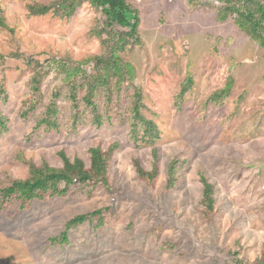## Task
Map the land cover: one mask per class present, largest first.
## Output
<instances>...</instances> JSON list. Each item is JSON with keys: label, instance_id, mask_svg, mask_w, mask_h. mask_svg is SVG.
<instances>
[{"label": "rangeland", "instance_id": "1", "mask_svg": "<svg viewBox=\"0 0 264 264\" xmlns=\"http://www.w3.org/2000/svg\"><path fill=\"white\" fill-rule=\"evenodd\" d=\"M51 1L0 0L10 27H0V111L7 118L0 182L29 176L30 163L60 167V151L88 167L90 147L113 146L107 181L74 184L63 196L0 211V264H232L234 252L251 264L264 243V52L258 43L233 19L216 18L220 0H128L139 13L140 41L121 55L135 78L120 90L93 92L102 117L96 125L83 101L85 86L76 87L73 109L58 63L70 68L101 54L109 34L88 1L67 19L29 14L28 4ZM81 67L92 72L93 62ZM34 75L38 92L31 89ZM228 77V96L211 102ZM134 88L141 113L158 130L152 145L131 137ZM51 100L58 129L36 127ZM32 101L34 110L22 117ZM76 111L83 119L73 125ZM136 160L146 170L156 167L151 183L137 175ZM171 160L177 161L174 182L166 188ZM201 174L214 187L210 219L202 213ZM100 207H108L102 225L84 222L69 229L67 244L51 243L69 218Z\"/></svg>", "mask_w": 264, "mask_h": 264}, {"label": "trees", "instance_id": "2", "mask_svg": "<svg viewBox=\"0 0 264 264\" xmlns=\"http://www.w3.org/2000/svg\"><path fill=\"white\" fill-rule=\"evenodd\" d=\"M88 1L96 7L102 16L103 31L107 32L108 37L102 40L105 50L98 55L77 62L70 68H65V64L59 62V66L63 67L66 72L65 79L70 82L69 94L73 109L78 108V100L76 98V87L85 86L84 103L91 108L93 116L92 122L100 125L102 122L101 115L96 110V103L92 100L93 92L99 88H104L109 92L120 90L125 82L132 83L135 78V68L133 64L123 58L122 52L132 48L131 46L139 43L138 27L140 17L138 10L134 8L128 0H53L47 4L30 3L27 5L29 14L44 15L49 12L60 17H72L80 5ZM222 5L219 6L216 18L219 21L233 19L234 24L246 35L258 43L264 52V0H220ZM1 12V8H0ZM0 27L10 29L5 18L0 15ZM119 30L113 31V28ZM108 30V31H106ZM103 31L97 34L101 35ZM92 61L93 70H87L81 67L84 63ZM30 60L28 61V63ZM82 82L78 83V79ZM31 89L34 92L39 91L40 80L37 75L31 79ZM80 82V81H79ZM192 84L190 76L187 77L185 85ZM233 86V78L228 77L226 83L219 90L214 91L209 100L211 102H220L222 98L228 96ZM186 89L181 91V95ZM133 103L131 105V137L134 142L143 141L150 145L154 144L158 138V130L152 119L145 117L141 113L143 107L141 93L137 88L133 91ZM35 108L32 101L22 113V117L26 116ZM57 106L54 100L46 106L43 116L37 120L36 127L43 126L47 130H57L59 127L57 118ZM6 117L0 111V133L6 129ZM83 117L76 111L74 112L73 125L82 122ZM116 144H114L115 146ZM113 146L103 151L99 146L89 148L90 164L85 166L84 161L75 156L70 159L64 151L59 152L62 160L60 167L50 166L46 162L40 165L30 163V175L24 178H11L8 182H0V211L7 209L15 203L24 209L29 206L33 200H43L46 197L63 196L67 193L70 186L74 184L97 183L98 181H107L108 160ZM155 154V151L153 150ZM176 160H171L167 169L166 188L173 185V175L176 168ZM137 175L151 183L157 175L156 167L150 170L142 167L139 161H134ZM202 182V213L206 219H210L214 208V187L206 177L201 174ZM108 207H100L90 212L80 213L72 216L65 222L64 229L59 235L50 239L53 244H67L69 242L68 231L72 227L80 225L84 222H92L97 220V225L104 223L103 212ZM234 260L232 264H249L234 252ZM251 264H264V243L259 257Z\"/></svg>", "mask_w": 264, "mask_h": 264}]
</instances>
